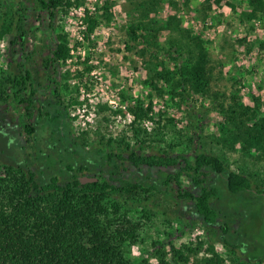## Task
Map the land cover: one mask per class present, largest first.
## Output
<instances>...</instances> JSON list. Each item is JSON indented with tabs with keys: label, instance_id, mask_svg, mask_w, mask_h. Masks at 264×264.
<instances>
[{
	"label": "trees",
	"instance_id": "trees-1",
	"mask_svg": "<svg viewBox=\"0 0 264 264\" xmlns=\"http://www.w3.org/2000/svg\"><path fill=\"white\" fill-rule=\"evenodd\" d=\"M35 1L39 9L46 12L52 32L54 49L46 66L57 69L70 57L71 49L66 35L56 32L54 21L58 13L66 12L83 0ZM129 1L134 14L128 34L132 36L144 29L151 40L150 45L139 52L142 57L148 56L145 63L147 83L155 90H160L157 80L171 83L172 90L180 88L177 94L181 97L187 89L200 94L210 93V56L201 34L193 35L181 28L179 18L173 14L162 23L155 22L146 27L144 22L149 13L157 11L163 0ZM214 1L234 8L228 0ZM113 3L108 1L98 7L102 10L100 15L84 9V37L93 33L100 23L111 20ZM247 4L249 10L241 12L242 20L249 21L264 13V0H247ZM8 28L4 24L0 36ZM21 30L20 37L23 38L25 31ZM166 30L174 32L177 37L169 38L167 46L160 45L158 35ZM163 54L175 62L174 67H167L160 59ZM18 67V74L0 75V101L11 99L16 104L24 103L22 131L13 132L11 137L12 143L25 151L20 161L11 159V162L0 163V264H147L145 254L139 259L130 255L132 245L142 242L143 237L140 221L133 219L124 206L129 201L146 206L171 183L175 185L178 200L190 202L191 211L205 226L218 225L220 229L205 248L208 256L189 262L190 254H196L201 243L186 247L187 255L173 248L174 264H225L227 259L232 264H264V252L259 255L244 249L245 241L251 239L253 227L243 233L244 217L241 213L233 224H228L224 219L227 216L218 204L217 190L226 187L234 195L246 192L261 195L264 193V178H257L259 184L252 186L250 177L256 179L255 174L247 176L238 169L233 170L224 158L204 150L175 153L170 146V151L144 152L151 133L140 123L151 118L148 114L152 105L150 99L146 106L137 100L128 107L133 113L130 132L134 146L123 132L115 137L100 135L99 141L86 149L90 143L89 134L85 130L78 135L72 133L59 79L49 76L55 83L57 105L43 100L36 106L39 97L35 95L41 83L34 81L31 72L21 63ZM35 77H38L37 72ZM63 86L67 90L68 85ZM263 105L259 96L253 97L251 105L244 104L237 94L230 96V102L219 101L217 106L223 120L215 141L230 150L241 141L245 152L254 150L256 156L264 159ZM160 116L162 119V113ZM44 131L46 134L40 133ZM23 135L27 145L21 139ZM1 139L5 140L0 136ZM44 139L50 143L49 149L43 146ZM32 143H39L40 148L33 149ZM5 145L9 148V144ZM53 153L57 157L51 159ZM151 169H156V178H153ZM81 176L95 177L96 180L82 183ZM182 177L189 180L191 189L182 187ZM142 216L148 217L145 209H142ZM215 241L225 250L223 255L215 250ZM153 244L152 254L158 264H169L166 251ZM237 251L245 253L246 263L238 261Z\"/></svg>",
	"mask_w": 264,
	"mask_h": 264
},
{
	"label": "rangeland",
	"instance_id": "rangeland-1",
	"mask_svg": "<svg viewBox=\"0 0 264 264\" xmlns=\"http://www.w3.org/2000/svg\"><path fill=\"white\" fill-rule=\"evenodd\" d=\"M108 1H114L111 20L100 23L93 33L84 37V9L100 15L102 10H98V7ZM228 1L234 4L233 9L227 3L217 4L214 0H163L162 6L150 12L144 22L146 27H150L155 22H164L168 15L173 14L179 18L181 28L193 35L201 34L206 40L210 56L211 91L208 94L187 89L181 97L177 94L180 88L172 90L171 83L157 80L160 90H155L147 83L145 63L148 56L142 57L139 52L150 45L151 40L144 29H139L132 36L128 34L134 14L129 0H83L66 12L58 13L54 26L56 32L66 35L71 55L57 69L46 66V60L54 49L46 12L39 9L35 0H0V30L4 24L9 27L0 36V75L8 77L18 74V65L21 63L24 69L31 72L34 81L41 83L35 96L42 99L51 95L54 87L49 82V76L57 77L72 133L78 135L85 130L89 134L90 143L86 149L99 141L100 135L115 137L123 132L128 136L131 146H134L130 132L133 113L128 107L137 100L146 106L150 99L152 105L148 114L151 118L140 123L142 128L151 133V140L145 144L144 152L170 151V146H173L172 151L175 153L183 151L190 154L204 150L224 158L233 170L238 169L247 176L255 174L256 179H250L252 186H257V178H264V159L256 156L254 150L245 152L241 141L235 144L233 150L215 141L223 120L217 106L219 101L230 102V96L237 94L244 104L251 105L254 96H259L264 103V13L249 21L242 20L241 12L249 10L247 0ZM21 29L25 31L23 38L20 37ZM174 36L176 34L169 30L160 32L159 44L167 46L168 39ZM160 59L169 68L175 65L165 54ZM89 66L90 70H86ZM36 72L38 77H35ZM65 84L68 85L67 90L64 89ZM39 104L37 101L36 106ZM23 106L24 103L16 104L11 99L0 101V136L5 138L0 140V163L11 162V159L20 161L25 156V151L12 143L11 137L13 132L22 131ZM168 118L172 121H167ZM43 122L48 124L46 120ZM21 139L27 145L26 136L23 135ZM43 142L45 148L51 147L47 140ZM5 144H9V148ZM32 144L33 149L40 148L39 143ZM56 155L53 153L51 159L56 158ZM142 171L146 169L142 168ZM150 171L156 178V169ZM182 187L192 188L185 177H182ZM225 188L217 189L219 207L227 216L224 219L231 225L241 213L244 217L243 233L253 227L251 239L245 241L244 249L262 255L264 193L234 195ZM175 189L171 183L146 206L134 201L124 206V209H129L130 216L141 223L143 241L132 245L130 255L133 258L139 259L145 254L147 264H158L152 254L155 249L153 243L166 251L169 264H174L176 257L173 248L187 255L186 247H196L201 243L200 250L190 254L191 263L209 255L205 248L219 234L218 225L205 226L191 211L190 202L178 200ZM142 209L147 211L148 217L142 216ZM249 242L252 244L249 245ZM214 247L220 255L225 252L217 241ZM226 252L229 253L228 250ZM236 253L238 261L246 263L245 253ZM225 264L232 263L227 259Z\"/></svg>",
	"mask_w": 264,
	"mask_h": 264
},
{
	"label": "flooded vegetation",
	"instance_id": "flooded-vegetation-1",
	"mask_svg": "<svg viewBox=\"0 0 264 264\" xmlns=\"http://www.w3.org/2000/svg\"><path fill=\"white\" fill-rule=\"evenodd\" d=\"M49 82H51L53 84V90L51 92V95L49 94L47 96L46 99H42V98H39L38 102L41 103V101L45 100V101H50L51 103H53V105H57V101L54 99V89H55V85H54V81L53 80H49ZM41 85V84H40ZM37 90L39 91L40 88H37ZM52 105V104H51ZM63 108V107H62ZM38 112V111H37ZM36 118V117H35Z\"/></svg>",
	"mask_w": 264,
	"mask_h": 264
},
{
	"label": "water",
	"instance_id": "water-1",
	"mask_svg": "<svg viewBox=\"0 0 264 264\" xmlns=\"http://www.w3.org/2000/svg\"><path fill=\"white\" fill-rule=\"evenodd\" d=\"M95 180H96L95 177H88V176H81V177H80V181H81L82 183H85V182H87V181H95Z\"/></svg>",
	"mask_w": 264,
	"mask_h": 264
},
{
	"label": "built area",
	"instance_id": "built-area-1",
	"mask_svg": "<svg viewBox=\"0 0 264 264\" xmlns=\"http://www.w3.org/2000/svg\"><path fill=\"white\" fill-rule=\"evenodd\" d=\"M82 26L84 27V24Z\"/></svg>",
	"mask_w": 264,
	"mask_h": 264
}]
</instances>
